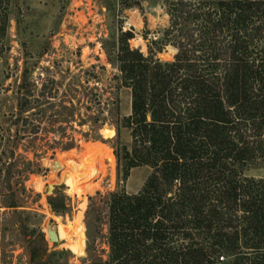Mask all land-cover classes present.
<instances>
[{"label": "trees", "instance_id": "trees-1", "mask_svg": "<svg viewBox=\"0 0 264 264\" xmlns=\"http://www.w3.org/2000/svg\"><path fill=\"white\" fill-rule=\"evenodd\" d=\"M117 1L158 2L168 20L145 54L129 31L118 37L130 94L120 181L132 167L150 172L136 193L105 201L109 262L264 264V182L243 175L264 159V0ZM166 45L175 52L161 61Z\"/></svg>", "mask_w": 264, "mask_h": 264}, {"label": "rangeland", "instance_id": "rangeland-1", "mask_svg": "<svg viewBox=\"0 0 264 264\" xmlns=\"http://www.w3.org/2000/svg\"><path fill=\"white\" fill-rule=\"evenodd\" d=\"M0 9V264H111L105 201L136 193L150 172L132 167L120 181L130 94L117 78L118 37L129 31L128 46L145 54L167 25L165 9L117 0H2ZM174 52L166 45L156 57ZM243 175L264 182V159ZM48 224L56 242L46 240ZM60 224L68 236L82 226L81 255L60 239Z\"/></svg>", "mask_w": 264, "mask_h": 264}, {"label": "bare ground", "instance_id": "bare-ground-1", "mask_svg": "<svg viewBox=\"0 0 264 264\" xmlns=\"http://www.w3.org/2000/svg\"><path fill=\"white\" fill-rule=\"evenodd\" d=\"M102 131H103L102 134H103L104 137H109L113 133L112 130L109 127H106V126L103 128ZM53 166H57L56 165V162L53 163ZM52 188H53V184L52 183H50L47 186V189L45 187V189L47 190L48 193L51 191ZM61 226L62 225L60 224V227H59L60 239L65 240L68 243V245H69V247H70V249H71L72 252H74L77 255H81L83 253V240H82V238H83V231H82V226H80L79 228H77L76 230H74V235H72L73 232L70 234L72 236L66 235V233H64L63 227H61ZM49 229H51V228L49 227ZM54 231H55V234H56L57 240H58L59 238H58V235L56 233V230H54Z\"/></svg>", "mask_w": 264, "mask_h": 264}, {"label": "water", "instance_id": "water-1", "mask_svg": "<svg viewBox=\"0 0 264 264\" xmlns=\"http://www.w3.org/2000/svg\"><path fill=\"white\" fill-rule=\"evenodd\" d=\"M52 164L53 163H51V169H52ZM44 192H47V190L44 188ZM49 224L47 225V227H46V230H45V233H46V240L47 241H50V242H56L57 241V236H56V234H55V231H54V229H49Z\"/></svg>", "mask_w": 264, "mask_h": 264}]
</instances>
